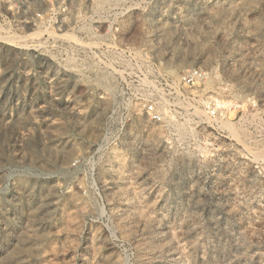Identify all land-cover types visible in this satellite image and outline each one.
<instances>
[{"label": "rangeland", "instance_id": "rangeland-1", "mask_svg": "<svg viewBox=\"0 0 264 264\" xmlns=\"http://www.w3.org/2000/svg\"><path fill=\"white\" fill-rule=\"evenodd\" d=\"M118 13L216 124L125 113ZM0 264H264V0H0Z\"/></svg>", "mask_w": 264, "mask_h": 264}, {"label": "built area", "instance_id": "built-area-1", "mask_svg": "<svg viewBox=\"0 0 264 264\" xmlns=\"http://www.w3.org/2000/svg\"><path fill=\"white\" fill-rule=\"evenodd\" d=\"M123 16L124 13L115 14L112 25L110 21H97L94 33L99 45L91 47L98 49L105 46L115 49L118 59L113 62L126 66L122 75L126 88L124 92L125 113L131 114L132 108L136 107L151 122L168 127L177 114V108L184 107L188 113L184 125L186 130H196L211 122L216 124L217 119L226 113L228 103L219 99L214 100L216 102L208 100L204 89H200L210 73L200 67H189L178 76L169 75L163 67V61L151 56L149 52L139 51L129 46H120L115 34L120 29ZM105 23H107L106 28L102 27ZM110 34H113V37H110ZM103 36L110 38L105 39ZM80 40H83V37ZM98 61L105 63L104 60V62ZM134 67L142 69L133 71ZM167 143L172 147L170 141ZM191 144L200 145L198 142L185 141L180 146L186 149ZM201 157L204 156L201 155Z\"/></svg>", "mask_w": 264, "mask_h": 264}]
</instances>
